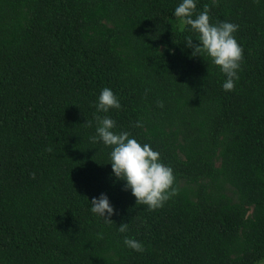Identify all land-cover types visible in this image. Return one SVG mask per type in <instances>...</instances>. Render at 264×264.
Segmentation results:
<instances>
[{
	"label": "trees",
	"instance_id": "1",
	"mask_svg": "<svg viewBox=\"0 0 264 264\" xmlns=\"http://www.w3.org/2000/svg\"><path fill=\"white\" fill-rule=\"evenodd\" d=\"M178 2L0 0V264L264 260V0L197 2L238 25L231 88L191 55ZM104 87L120 108L97 113ZM97 115L172 168L176 192L161 207L110 175L111 148L90 139ZM101 192L111 220L90 211Z\"/></svg>",
	"mask_w": 264,
	"mask_h": 264
},
{
	"label": "clouds",
	"instance_id": "2",
	"mask_svg": "<svg viewBox=\"0 0 264 264\" xmlns=\"http://www.w3.org/2000/svg\"><path fill=\"white\" fill-rule=\"evenodd\" d=\"M198 0H179L173 10L181 29L187 30L184 42L192 49L191 55H201L210 58L212 64L219 66L225 78L221 82L223 88H231L236 69L243 58L242 45L235 35L238 27L233 21L210 20V6L203 5V10H197ZM215 0H213V3ZM193 37L198 43H194ZM97 113H107L110 108H120V101L110 87L100 90L95 101ZM95 134L90 137L93 142H101L111 148L109 160L111 173L116 180H123V190H130L135 202L147 205L149 209L161 207L163 203L175 194L173 187L174 174L170 166L160 159V153L148 143H141L128 131H114L116 122L110 116H96ZM137 125L140 122L137 121ZM89 201V200H88ZM90 211L106 220H111L115 211L106 193L101 192L89 201ZM127 230V222L120 223L119 231ZM125 246L142 252L143 244L135 238L125 236Z\"/></svg>",
	"mask_w": 264,
	"mask_h": 264
},
{
	"label": "rangeland",
	"instance_id": "3",
	"mask_svg": "<svg viewBox=\"0 0 264 264\" xmlns=\"http://www.w3.org/2000/svg\"><path fill=\"white\" fill-rule=\"evenodd\" d=\"M258 264H264V260H262L261 262H259Z\"/></svg>",
	"mask_w": 264,
	"mask_h": 264
}]
</instances>
